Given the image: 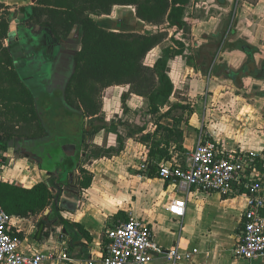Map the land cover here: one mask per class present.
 Returning a JSON list of instances; mask_svg holds the SVG:
<instances>
[{"label":"trees","instance_id":"obj_1","mask_svg":"<svg viewBox=\"0 0 264 264\" xmlns=\"http://www.w3.org/2000/svg\"><path fill=\"white\" fill-rule=\"evenodd\" d=\"M192 1L35 0L33 4L18 7L23 14L21 22H29L30 31L34 27L40 29L37 33L40 45L37 47H48L50 51L54 47H61L73 29L80 27L75 53H62L60 61H69L63 65L64 74L58 76L61 85L57 84V90L53 92V95L60 97L59 100L55 99L56 107L78 120L73 121L75 127L71 130V137L63 136L54 145L42 114V102L20 72L27 68L22 66L19 69L17 66L25 49L18 45L21 38L6 45V41L11 40L10 25L16 13L10 6L0 3L3 9L0 15V150L13 147L17 155L36 160L39 168L47 170L49 174L48 181H40L32 187L0 180V206L12 217L44 215L54 204L59 191L79 198L93 183V175L85 166V159L90 165L93 159L119 155L129 137L137 138L148 147L146 152L151 176L156 174L160 162L172 158L171 142L176 144L177 150H182L185 112L192 113L193 109L179 102L169 105L165 112L161 109L169 103L174 92L169 62L184 55L186 44L173 38L175 45L167 46L154 64L149 65L145 62L148 54L166 41L169 37L167 30L116 31L103 27L95 17L111 14L116 5L134 6L137 17L146 23L185 29V11ZM114 85H129V90L122 95L125 111L133 94L149 101V113L155 125L153 132L146 131L144 126L122 121L119 124L128 130L123 135L118 132L116 124L108 126L105 123L102 95L105 89ZM166 118H171L172 126L162 122ZM108 129L118 135V144L108 148L95 144L94 137ZM61 166L71 174L74 170L79 171L74 181L67 180ZM58 173L60 177H57ZM55 220L63 224L70 234V242L82 238L92 241L91 234L82 224L63 218L56 210L44 215L41 222L52 225Z\"/></svg>","mask_w":264,"mask_h":264},{"label":"crops","instance_id":"obj_2","mask_svg":"<svg viewBox=\"0 0 264 264\" xmlns=\"http://www.w3.org/2000/svg\"><path fill=\"white\" fill-rule=\"evenodd\" d=\"M34 2L35 0H0V3L10 6L11 10ZM125 7L127 6L116 5L111 14L95 18L103 27L116 30L112 27V17L116 14L120 16L118 18L125 20V11L129 9ZM2 12L3 9L0 8V15ZM14 24V21L11 22L12 36L11 40L6 41V45H9V42L16 36ZM26 24H29L31 28L29 22ZM32 31L39 32L40 29L34 27ZM124 31L134 30L124 29ZM74 34L80 37L79 26L73 29L72 35ZM185 43L187 47L184 55L177 56L169 62V74L174 83V92L169 103L188 104L193 112H185V121L182 125L184 131L182 150H177L176 144L171 142V145L173 144L172 158L169 160L187 162L201 131L208 132L212 138L222 141L229 148L243 146L262 153L264 151V131L260 126H263L264 119L259 110L253 106H246V104L241 108H233V110L217 108L229 105L231 99V101H237L241 98L227 96L225 92H221L222 86L218 84V78L208 76L207 68L212 61L211 50L215 47H191L187 41ZM158 48H154L151 52ZM128 90L129 85H114L105 89L102 95L103 113L111 117L120 114L121 110H124L122 94ZM218 91L219 94H217ZM145 99L143 96L133 94L127 102V111H124L125 114L131 113L133 117L131 122L138 126H144L137 116L141 112V106L145 104ZM169 103L161 109L162 112L169 109ZM227 110L229 113H225ZM149 115L152 117L150 113ZM162 122L169 126L173 124L171 118L163 119ZM154 129L155 125L153 130L146 128V131L153 132ZM105 132V130L99 132L94 137V143L103 146L102 140L105 139ZM113 136L114 133L110 132L108 139L112 141ZM157 137L160 135L157 134ZM128 141L129 145L125 146L121 154L112 158L93 159L90 167L85 165L91 173L93 172V183L83 191L79 198L63 191L61 198L66 199V202L60 204L59 210L53 204L44 213L48 215L56 210L63 218L79 222L89 231L92 241L82 238L77 242H70L71 236L66 232L63 224L58 220H55L56 222L52 225L42 223L44 216L42 214L13 217V234L20 235L23 252L50 255L68 248L71 260L46 259L43 264H101L100 256L107 242L105 229L118 218H126L128 211H133L136 216L151 225L155 239L163 247L168 248L178 243L183 248L187 244L191 245V248H199L196 243L202 245V256H198L199 252L196 254L198 257L195 255L188 264H217L216 262H219L223 255L222 252L229 251L231 248L232 251L234 250L242 220V211L245 208V199L223 198L218 193L205 192L196 188L185 193L179 189L176 182L160 177L157 173L158 167L156 174L152 176L149 174L150 168L142 170L140 158L143 153H147L148 147L135 137L127 138L125 145ZM259 141H263L260 148L257 147ZM117 144L116 139L112 146ZM0 157L3 159L0 163V180L32 187L40 181L49 179L47 170L40 169L36 160L17 155L13 147L6 151L0 150ZM73 172L75 175L79 173L78 170ZM64 173L68 178L71 171L65 170ZM177 196L187 199V209L183 218L173 216L168 209L170 202ZM210 205L215 213L208 217L210 213L206 208ZM200 207L204 213L203 218H199L196 214V209ZM119 211L122 212L119 214ZM42 225H44L43 228ZM47 232H49L48 235ZM230 258L233 264L247 261L236 256L235 259L231 256ZM250 262L264 264V255ZM150 264L169 263L159 259Z\"/></svg>","mask_w":264,"mask_h":264},{"label":"rangeland","instance_id":"obj_3","mask_svg":"<svg viewBox=\"0 0 264 264\" xmlns=\"http://www.w3.org/2000/svg\"><path fill=\"white\" fill-rule=\"evenodd\" d=\"M125 8H129L125 11V20L118 18L120 16L116 14L115 17H112V27L116 29V31L129 29L138 32H154L159 30L158 26L144 23L138 19L135 15L134 6H127ZM186 17L188 20L186 30L177 31L174 28H169V38L157 46L159 47L158 49L147 56L145 60L146 64H153L162 55L163 50L167 46L175 45L173 38L183 39L187 41L191 47H215L214 50H211L212 61L207 68V72L213 71L214 76L218 78V84L222 86L220 88L221 92H225L226 95L231 98L237 96L241 98L237 101H231V99L229 105L224 107L218 106L217 108H221L222 110L230 108L233 110V108H241L246 104V106H253L255 109L259 110L264 119V97H260L259 95L264 91L262 90V87H264V80L259 81L250 75L249 72L243 73L242 70L244 67H249V69H251L254 63L261 65L264 59V0H193L186 11ZM18 20L17 18L14 21L16 36L13 37L12 43L20 37L21 39L18 45L21 49H25L20 57L21 62H17V66L19 69L22 66H26L27 68V70H20V72L23 74L29 86L32 87L38 100L42 102L40 105L42 114L45 118L50 136L53 138L52 144L54 145L57 144L59 139L63 136H65V138L71 137V130L75 127L74 122L78 120L77 117L66 115L67 113L64 110L58 109L55 99L59 100L60 97L58 98V94L55 93V95H53L54 90H57V84L61 85L58 76L64 74L63 65H66L69 59H67V61L65 60L66 62L60 61L62 57L58 47L52 51L48 50V47H37V45H40L37 41L39 38L37 35L38 32L30 31L29 24H24ZM123 22H125L124 25ZM232 30H235L234 34H231ZM27 35L32 38H27ZM231 40H236L238 44H249L251 46L249 48L251 56L254 58V63L253 60L249 61L248 56L250 55L245 51L233 50V47H230ZM53 58L55 59L54 62ZM206 61H208V59H206ZM214 67H216L215 70ZM226 68L233 69L240 73L238 83L228 77ZM217 94H219V91ZM148 105L149 102L145 99V104L141 106V112L138 113L137 119L148 130H153V118L149 115ZM169 105H171V103H169ZM225 113H229V111L227 110ZM103 115L105 116V123L108 126L116 124L119 133L121 132L123 135L128 133L127 128L119 123L122 121L131 122V119H133L131 113L125 114L124 110H121L120 114L112 117L107 113ZM260 127H263L262 130L264 131V124ZM105 131V139L102 140L103 146L107 148L112 147L118 135H115V133L109 131V129ZM110 132L114 133L112 141L108 139ZM262 143L263 141H259L257 147ZM127 145H129V141L126 146ZM85 165H89V161L86 159ZM206 209L210 213L208 217L215 213L211 205L207 206ZM202 211V207L196 209V214L199 218L204 217ZM205 213L207 212L205 211ZM198 224H200V221H198ZM196 244L200 248H198L200 251L203 248L202 245L199 243ZM191 247L192 246L189 244L184 246V248L187 249H191ZM222 254V257L225 256L223 258L221 257L219 262H216L217 264H233V262L230 261V256L235 259L232 248L229 251L222 252ZM198 256H202V250ZM240 264L252 263L250 261H245Z\"/></svg>","mask_w":264,"mask_h":264},{"label":"built area","instance_id":"obj_4","mask_svg":"<svg viewBox=\"0 0 264 264\" xmlns=\"http://www.w3.org/2000/svg\"><path fill=\"white\" fill-rule=\"evenodd\" d=\"M140 168H150L147 153L141 155ZM3 159L0 157V163ZM158 175L171 179L181 191L196 188L220 194L223 198L245 199L242 220L233 254L247 261L264 255V153L244 147L229 148L205 131L199 133L187 162L163 160ZM169 212L183 218L187 199L175 197ZM12 216L0 206V264H43L46 259L71 260L68 248L58 253L28 254L21 250L22 240L13 234ZM107 242L101 264H150L163 260L169 264H188L200 251L183 248L179 243L168 248L155 239L151 225L133 211L118 218L105 229Z\"/></svg>","mask_w":264,"mask_h":264},{"label":"flooded vegetation","instance_id":"obj_5","mask_svg":"<svg viewBox=\"0 0 264 264\" xmlns=\"http://www.w3.org/2000/svg\"><path fill=\"white\" fill-rule=\"evenodd\" d=\"M192 3V2H191ZM190 3V4H191ZM190 4H189V6H190ZM189 6L187 7V9L189 8ZM19 7V6H18ZM18 7H16V10H12L13 11V13H16V17L13 19V21H15V19H19L18 21H20L21 22V19L23 18V14H22V12H19L18 11ZM187 9H186V11H187ZM186 11H185V17H184V19H185V21H186V23L188 24V20H187V17H186ZM18 12V13H17ZM135 15H136V11H135ZM136 17H137V15H136ZM138 18V17H137ZM139 19V18H138ZM141 20V19H140ZM12 21V22H13ZM142 21V20H141ZM144 22V21H143ZM144 23H146V22H144ZM147 24H149V23H147ZM153 25V24H152ZM186 27H187V25H186ZM159 28H161V30H167L168 31V29L169 28H174V29H176L177 31H184V30H186V28L185 29H177L176 27H168L167 25H165V26H161V27H159ZM123 31V30H122ZM158 31V30H157ZM157 31H154V32H157ZM234 32H235V30H232V32H231V34L233 33L234 34ZM79 35H77V34H74V35H72V33H71V35H70V37L67 39V40H65L64 41V45H62L61 47H58L59 48V51H60V53H61V57H62V53L65 51V52H71V53H75V51L77 50V48L78 47H76V45H77V41L79 40ZM169 38V37H168ZM167 38V39H168ZM179 40H181V41H183L184 43H185V40H183V39H180V38H178ZM186 44V43H185ZM186 47H187V45H186ZM230 47H233V50H236V51H245L247 54H249L250 56H248V59H249V61H251V60H253V63H254V58L251 56V53H250V48L249 47H251L249 44H238V42L236 41V40H231V42H230ZM54 49H56L55 47H54ZM149 55V54H148ZM154 64V63H153ZM152 64V65H153ZM150 65V64H149ZM216 69V67H214V70ZM243 73H247V72H249L250 73V75H252L255 79H257V80H259V81H263L264 80V59H263V61H262V63H261V65H259V64H256V63H254L252 66H251V69H249V67H244L243 69ZM226 71H227V75H228V77L230 78V79H232L233 81H235L236 83H238L239 82V78H240V73L238 72V71H235V70H233V69H230V68H226ZM207 74H208V76L211 78L212 76H214V74H213V71H210V72H207ZM170 75V74H169ZM262 90H264V87H262ZM123 95V94H122ZM260 95V97H264V91H262L261 92V94H259ZM149 102V101H148ZM123 104V103H122ZM149 106V105H148ZM124 109V108H123ZM124 111H125V109H124ZM126 112V111H125ZM87 127H88V124H87ZM88 129H89V127H88ZM96 144V143H95ZM73 177H68L67 178V180L68 181H74V179H75V174L74 173H72L71 174ZM62 195V194H61Z\"/></svg>","mask_w":264,"mask_h":264},{"label":"water","instance_id":"obj_6","mask_svg":"<svg viewBox=\"0 0 264 264\" xmlns=\"http://www.w3.org/2000/svg\"><path fill=\"white\" fill-rule=\"evenodd\" d=\"M61 171H62V172L64 171V167H63V166H61ZM57 176L60 177L61 174L59 173ZM69 176H70V177H73L71 174H70ZM65 202H66V199L61 198V192L59 191V192L57 193L55 199H54V205L56 206V209L59 210V208H60V204L65 203ZM43 227H44V225H42V228H43Z\"/></svg>","mask_w":264,"mask_h":264}]
</instances>
